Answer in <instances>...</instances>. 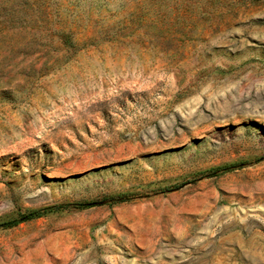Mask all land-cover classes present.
Instances as JSON below:
<instances>
[{
	"label": "rangeland",
	"instance_id": "obj_1",
	"mask_svg": "<svg viewBox=\"0 0 264 264\" xmlns=\"http://www.w3.org/2000/svg\"><path fill=\"white\" fill-rule=\"evenodd\" d=\"M47 206L0 264H264V0H0V223Z\"/></svg>",
	"mask_w": 264,
	"mask_h": 264
},
{
	"label": "trees",
	"instance_id": "obj_2",
	"mask_svg": "<svg viewBox=\"0 0 264 264\" xmlns=\"http://www.w3.org/2000/svg\"><path fill=\"white\" fill-rule=\"evenodd\" d=\"M114 199L117 201H125L128 199V194H119L116 197H114ZM90 204H92V203H79L80 206L90 205ZM57 208H58L57 206H47V207H43L40 209L32 210V211H29L27 213H23V214L19 215V217H17V218L1 222L0 227L16 226L22 222L29 221V220H32L34 218L40 217V216L46 214L47 212L54 211Z\"/></svg>",
	"mask_w": 264,
	"mask_h": 264
}]
</instances>
